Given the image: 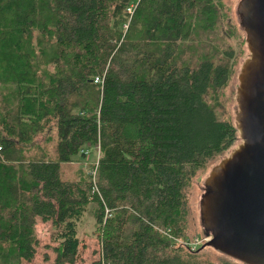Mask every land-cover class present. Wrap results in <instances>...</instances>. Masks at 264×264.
Listing matches in <instances>:
<instances>
[{
    "label": "trees",
    "instance_id": "16d2710c",
    "mask_svg": "<svg viewBox=\"0 0 264 264\" xmlns=\"http://www.w3.org/2000/svg\"><path fill=\"white\" fill-rule=\"evenodd\" d=\"M227 16L222 0H0V264L32 258L36 218L52 263L74 264L90 202L89 264H245L190 246L192 179L238 138L246 48L207 36Z\"/></svg>",
    "mask_w": 264,
    "mask_h": 264
},
{
    "label": "water",
    "instance_id": "95a60500",
    "mask_svg": "<svg viewBox=\"0 0 264 264\" xmlns=\"http://www.w3.org/2000/svg\"><path fill=\"white\" fill-rule=\"evenodd\" d=\"M247 55L235 87L239 141L211 165L198 199L210 245L245 264H264V0H237Z\"/></svg>",
    "mask_w": 264,
    "mask_h": 264
},
{
    "label": "rangeland",
    "instance_id": "374dc122",
    "mask_svg": "<svg viewBox=\"0 0 264 264\" xmlns=\"http://www.w3.org/2000/svg\"><path fill=\"white\" fill-rule=\"evenodd\" d=\"M222 1L224 2V6L228 11L227 19L234 26L227 27L225 23L227 19H225V21L221 23L220 29L217 30L215 29L216 31L215 30L209 31L207 33V36L209 35V37L211 36L214 37V40L219 39L220 37L221 39H226V41H229L234 47L243 46L244 48H246V43L244 42V44L242 45V43L240 42V36L243 35L244 37V32L238 25V17L235 12V5L237 3V0H222ZM227 29H229L230 33L225 32ZM247 52L248 51L246 48L244 52L245 56L247 55ZM245 56L242 57L241 60L239 61V66L243 58H245ZM232 82H234L233 78H232ZM235 108H236V103L234 98L232 101H230L225 113L233 121H234ZM238 141L239 138L235 140L232 146H234ZM231 147L228 149V151L225 154L229 152ZM97 157H98V152L94 147L90 148L85 155V158L92 162H94ZM76 166H77L76 163L72 164V170H74ZM208 170L209 168L205 172H201L193 177L192 186L189 192V198H188L189 219H190L189 221H190V233L192 237L191 238L192 242L190 246L192 247L199 243H203V241L207 237L203 234L202 227L198 219V199L203 189V180L207 175ZM92 206H93V202L88 203L85 212L82 214V216L77 222L76 234L79 242H78V254H77V258L74 261V264H89V262L92 259H95L99 256V243L92 231L93 223H94V217L90 211ZM35 229H36L38 242L35 245L34 254L30 260H22L20 264H53L52 258L54 256V253L51 250V246L55 244V241L52 239V236L50 234L51 228L49 221H42L39 218H36ZM202 250H205L204 254L211 260H216L220 256H223L220 252L214 251L209 247L203 248ZM43 253H47L48 255L47 259L45 260L42 258ZM62 264H70V263H62Z\"/></svg>",
    "mask_w": 264,
    "mask_h": 264
},
{
    "label": "built area",
    "instance_id": "2783aa9c",
    "mask_svg": "<svg viewBox=\"0 0 264 264\" xmlns=\"http://www.w3.org/2000/svg\"><path fill=\"white\" fill-rule=\"evenodd\" d=\"M128 10H129V8H128ZM94 148H96V151L98 152V147H97V145H95ZM87 152H88V150H84L85 155H86ZM85 159H86V158H85ZM86 160H87V159H86ZM96 162H97V158H96V160L94 161V163H96ZM90 172L93 173V169H92Z\"/></svg>",
    "mask_w": 264,
    "mask_h": 264
}]
</instances>
